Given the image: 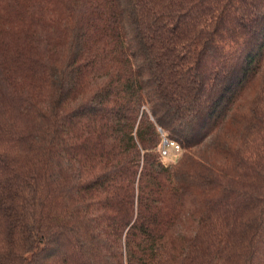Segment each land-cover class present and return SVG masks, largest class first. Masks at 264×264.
Masks as SVG:
<instances>
[{"label":"trees","instance_id":"trees-1","mask_svg":"<svg viewBox=\"0 0 264 264\" xmlns=\"http://www.w3.org/2000/svg\"><path fill=\"white\" fill-rule=\"evenodd\" d=\"M0 264H264V0H0Z\"/></svg>","mask_w":264,"mask_h":264},{"label":"rangeland","instance_id":"rangeland-1","mask_svg":"<svg viewBox=\"0 0 264 264\" xmlns=\"http://www.w3.org/2000/svg\"><path fill=\"white\" fill-rule=\"evenodd\" d=\"M161 149H164L163 144L160 147ZM167 153L164 154V160L167 163H174L180 156L182 155L181 148H176L175 146H166Z\"/></svg>","mask_w":264,"mask_h":264},{"label":"built area","instance_id":"built-area-1","mask_svg":"<svg viewBox=\"0 0 264 264\" xmlns=\"http://www.w3.org/2000/svg\"><path fill=\"white\" fill-rule=\"evenodd\" d=\"M168 145L169 146H175L177 149L180 148V145H178L176 142L171 141L165 137L164 142H163L164 149H161L163 155L167 153L166 146H168Z\"/></svg>","mask_w":264,"mask_h":264}]
</instances>
